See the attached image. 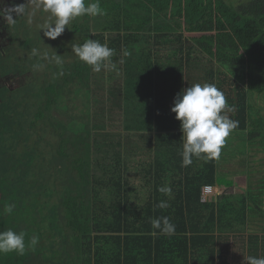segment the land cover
<instances>
[{
  "label": "trees",
  "instance_id": "16d2710c",
  "mask_svg": "<svg viewBox=\"0 0 264 264\" xmlns=\"http://www.w3.org/2000/svg\"><path fill=\"white\" fill-rule=\"evenodd\" d=\"M235 1L100 0L106 15L76 18L55 40L43 35L55 18L41 0L20 2L22 13L14 11L19 5L7 11L14 22L2 19L8 44H0V232L23 231L26 243L33 235L39 243L24 255H0V264H230L238 242L243 257H264L257 251L264 239L242 235L254 230L255 218L264 220V179L249 181L239 200L224 194L202 202L203 188L218 182L217 159L194 157L184 167L177 145L172 156L178 153L179 164L138 161L142 143L152 153L155 140L172 137H154V65H172L181 80L191 66L202 70L192 64L201 59L193 58L185 32L216 33V42L199 41H209L214 54L234 55L242 64L229 66L247 74L248 92L264 93V0L239 7ZM87 39L114 49L115 69L96 73L78 59L72 46ZM204 72L201 81L215 84L236 108L227 113L238 121L234 131L248 130L264 153V118L248 107V93L224 72ZM101 124L105 164L94 160ZM173 130L182 136L180 124ZM163 186L170 196L159 192ZM161 201L170 206L157 207ZM7 204L15 206L11 214L4 213ZM164 216L175 234L152 236L151 220Z\"/></svg>",
  "mask_w": 264,
  "mask_h": 264
},
{
  "label": "clouds",
  "instance_id": "9594fccd",
  "mask_svg": "<svg viewBox=\"0 0 264 264\" xmlns=\"http://www.w3.org/2000/svg\"><path fill=\"white\" fill-rule=\"evenodd\" d=\"M45 12L51 13L55 22L49 24L43 35L55 40L62 35L66 26L74 19L83 16H104L106 11L101 7L100 0H41ZM23 5L16 7L14 11L23 12ZM6 19L14 22L12 15ZM72 52L78 59L92 68L93 72L115 69L112 62L114 49L107 44H101L95 39H87L82 45L73 44ZM36 55V50H33ZM124 56H129L124 51ZM60 55H57L59 63ZM123 61H121L122 63ZM236 108L227 103L224 93L215 84H195L177 94L171 112L180 122L183 139L182 166L187 167L193 163V158L207 160L219 159L222 149L225 147L230 134L238 127V121L230 119L227 113H234ZM159 192L171 195V188L160 187ZM170 205L161 201L157 207L167 209ZM13 204L4 207V213L11 214ZM154 231L150 234L156 236L159 230L161 235H174L175 225L167 216L151 220ZM26 233L16 232L12 229L0 232V255L16 253L24 255L28 250H35L39 243V236L33 235L26 243ZM245 264H264V257H244Z\"/></svg>",
  "mask_w": 264,
  "mask_h": 264
},
{
  "label": "crops",
  "instance_id": "0c3cea01",
  "mask_svg": "<svg viewBox=\"0 0 264 264\" xmlns=\"http://www.w3.org/2000/svg\"><path fill=\"white\" fill-rule=\"evenodd\" d=\"M199 39L200 38H198L197 45H195L196 49H194L195 52L193 53V58H200L201 60H198L197 62H194L192 64H197V66L202 69L201 71H196L195 67L191 66V76H187L188 71H186L184 80H181L174 76V72L171 70V68H173L172 65L165 64L163 65L165 68H156L154 65V70H152L151 73V79L152 83L154 84L153 90L155 94L156 106L154 123L156 128L153 133L154 137H158L160 134L164 135L165 133L171 132L172 137H168V139H164L162 137L161 139L155 140L153 144L154 151L152 153H150L149 151V143H147V141L145 143H142L140 146V156L138 158L139 166H141L142 164L148 165L151 158L156 159L157 157L162 158L163 160H168L170 158L171 161H177V163L179 164L178 153L177 156L175 155L174 157L172 156V151L177 147V145L178 147L183 145V139L182 136L177 135L179 132L173 130L175 126H177V124H180V122L176 120L175 114L171 112V108L174 106V99L177 94L181 93L183 90L189 88L192 85L205 84L204 81H201L199 76H197L198 73L202 71L204 72V70H211L213 68L216 74L217 72H224L236 82H238V85L244 88L246 93H248V107L251 106V110L255 109L257 112H259V114H262L264 118V111L260 112L262 109H264V105L261 104V99H264V94L248 92L249 87L247 85V74L246 76H240L236 74V70L233 72L232 68H230L229 66L235 65L238 68L241 66L242 62L240 60H236V57L232 58L234 55H230L229 53H225L223 54V56H220L219 53H212L211 49L208 48V44H206V42L209 43V41H199ZM200 42L203 43L201 44ZM245 58L247 60L249 56L246 55ZM247 71L248 66L246 65V70L244 72ZM143 75L150 80L146 71ZM149 80L145 82L147 86L151 83V80ZM234 94L236 93L234 92ZM230 102H233V100H230ZM169 126L172 127L170 130H163L165 127ZM250 141L251 136L248 133V130L233 131L228 137L226 145L222 149L221 156L219 159H217L218 182L214 186V194L212 195L213 198L218 199L220 196L227 194L232 195L239 200L246 194L248 190V177L251 176L253 180L251 183L253 184H259L261 183V180L264 179V157H252V155L261 154H259V151L253 152L251 154V149L254 148L250 147ZM262 154L264 155V153ZM246 158H248V162L246 164H242V162L245 161ZM251 160L254 163H250ZM253 165H255L257 169L251 170ZM260 169H262V171ZM262 185L263 184L255 187L259 188ZM253 221L254 230H249L242 235L246 237L256 236L264 239V231L262 230L264 227L263 217L255 218ZM238 243L239 244H236L235 246V249L238 250V258H235L236 260L230 258V264H245L243 257L246 256V254L244 253L245 250L242 249L241 246L240 248L242 250H239L240 242ZM257 251L258 253H264L263 247H258ZM241 253L244 255H242ZM241 257H243V259H241Z\"/></svg>",
  "mask_w": 264,
  "mask_h": 264
},
{
  "label": "rangeland",
  "instance_id": "374dc122",
  "mask_svg": "<svg viewBox=\"0 0 264 264\" xmlns=\"http://www.w3.org/2000/svg\"><path fill=\"white\" fill-rule=\"evenodd\" d=\"M249 0H236L235 1V6H237V7H239L240 6V4L241 3H246V2H248ZM251 1V0H250ZM20 2H22V4H24V2H25V0H17V3H12V1H9V0H5V2L3 1V3H0V10H2V9H4V11H5V13L3 14V16H5V15H7L6 14V12L8 11V10H10V9H13L16 5H19L20 4ZM20 6V5H19ZM2 35V31H1V29H0V44L1 45H7L8 44V41L4 38V37H2L1 36ZM202 35H200V34H194L193 32H185V38L187 39V41H188V44H190V45H193L195 48H196V46L195 45H197V41H198V38H200ZM202 37H208V38H213V39H216V40H214V42H216L217 41V37H216V33L215 34H210V33H206V34H204ZM232 38H233V36H232ZM149 39V38H148ZM232 41V40H231ZM233 43V42H232ZM150 44H153V42L152 41H150ZM227 45H228V43H227ZM160 50H161V53H159V54H167V50L166 49H164L163 47H160ZM172 72V71H171ZM22 79H20V81H21ZM18 83H19V81H18ZM264 94V93H263ZM261 104L262 105H264V99H261ZM99 110H100V112H98V114L99 115H103L105 112L103 111V108H101V107H99ZM262 111H264V109H262L260 112H262ZM102 125H104V124H101L100 126H99V129H101V132H99V135H97L96 136V138H97V141H96V143H95V154H94V160L95 161H97V160H99V161H101V162H103V164H105L104 162H106L107 160H106V157L108 156L107 155V153L108 152H106V148H105V144H107V141H108V137H106V136H104V126H102ZM105 143V144H104ZM250 147H253L254 149H251L252 151H251V154L253 153V152H257L258 151V147L259 146H257L256 145V143H251L250 144ZM259 154H261V155H252V157H257V156H259V157H264V155L262 154V153H259ZM230 157V156H229ZM264 161V160H263ZM248 162V158H246L245 159V161H243L242 162V164H246ZM261 162V161H260ZM250 163H254L252 160H251V162ZM249 163V164H250ZM264 163V162H263ZM242 166H244V165H242ZM260 167V166H259ZM258 167V168H259ZM262 167V166H261ZM253 169H257V167L255 166V165H253V167L251 168V170H253ZM261 171H262V169H260ZM253 174H255V173H253ZM252 175V174H251ZM248 181H253L252 180V178H251V176L250 177H248Z\"/></svg>",
  "mask_w": 264,
  "mask_h": 264
},
{
  "label": "built area",
  "instance_id": "2783aa9c",
  "mask_svg": "<svg viewBox=\"0 0 264 264\" xmlns=\"http://www.w3.org/2000/svg\"><path fill=\"white\" fill-rule=\"evenodd\" d=\"M214 194V189L213 187H204L202 190V201L203 202H207V200H209V198L211 197V195Z\"/></svg>",
  "mask_w": 264,
  "mask_h": 264
},
{
  "label": "flooded vegetation",
  "instance_id": "af4514ba",
  "mask_svg": "<svg viewBox=\"0 0 264 264\" xmlns=\"http://www.w3.org/2000/svg\"><path fill=\"white\" fill-rule=\"evenodd\" d=\"M3 1L5 2V0H0V3H3ZM10 1V0H9ZM5 13L4 9L0 10V29L3 33V29H2V19L4 18L3 14ZM7 13V12H6ZM2 36V35H1ZM3 37V36H2Z\"/></svg>",
  "mask_w": 264,
  "mask_h": 264
}]
</instances>
